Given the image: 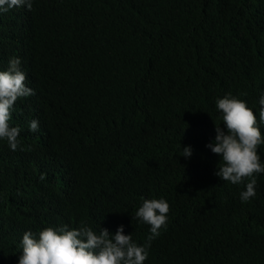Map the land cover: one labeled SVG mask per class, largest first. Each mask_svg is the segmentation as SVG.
Instances as JSON below:
<instances>
[{
  "label": "trees",
  "instance_id": "obj_1",
  "mask_svg": "<svg viewBox=\"0 0 264 264\" xmlns=\"http://www.w3.org/2000/svg\"><path fill=\"white\" fill-rule=\"evenodd\" d=\"M13 55L34 94L14 103L22 148L0 142V264L47 225L122 223L142 243L132 216L161 196L169 226L143 264H264V173L242 203L205 147L217 97L258 114L264 0H32L0 13V69Z\"/></svg>",
  "mask_w": 264,
  "mask_h": 264
},
{
  "label": "clouds",
  "instance_id": "obj_2",
  "mask_svg": "<svg viewBox=\"0 0 264 264\" xmlns=\"http://www.w3.org/2000/svg\"><path fill=\"white\" fill-rule=\"evenodd\" d=\"M21 6L31 8L32 0H0V13ZM25 80L20 57H9L6 66L0 69V142L6 143L12 151L22 148L21 127L10 122L14 103L34 94ZM246 103L230 92L215 99L221 123L215 124L214 138L205 145L218 157L214 174L221 181L243 184L238 193L242 203L256 194V177L264 173V158L257 151L258 146L264 145L261 132L264 89L258 91V114H254ZM38 126L35 118L27 122L30 132L37 131ZM181 149L180 156L191 157L192 146L184 145ZM168 211L169 205L163 196L141 199L132 218L148 226V235L142 243L133 239L132 233L125 234L122 223L116 226L114 233L100 224L94 228L84 221L75 227L58 224L37 231L25 230L18 242L17 264H143L151 242L167 225ZM168 226L169 223L165 231Z\"/></svg>",
  "mask_w": 264,
  "mask_h": 264
}]
</instances>
